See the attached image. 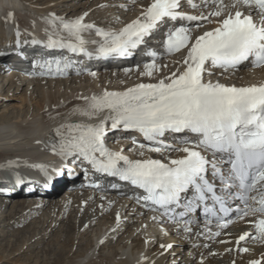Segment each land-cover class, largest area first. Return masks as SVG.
<instances>
[{
	"label": "bare ground",
	"instance_id": "6f19581e",
	"mask_svg": "<svg viewBox=\"0 0 264 264\" xmlns=\"http://www.w3.org/2000/svg\"><path fill=\"white\" fill-rule=\"evenodd\" d=\"M67 1L73 4L68 6V2L64 3V0H0V96L23 91L26 95L29 94L30 99H36L37 106L43 109L33 116L24 115L16 122H9L11 118L6 116L0 119V222L7 228H15L11 235L14 241H8L7 247L11 249L17 245L15 251H20L26 243L25 249L19 252L22 255L40 247L50 238L52 246L41 249L36 255L37 260L39 253L45 255V264H249L250 260L260 259L264 253V244L251 239L236 244L241 234L254 233L250 223L254 217L233 219L229 226L217 228L216 224L198 220L196 213L188 217L192 231L177 232L176 226L167 217L147 211L137 203L134 200V190L126 184L106 182L103 186L93 188L89 182L100 181L102 176L99 173H87L82 179V173L76 170L71 159L66 162L53 154L51 145L56 139V129L61 125H94L107 115L106 112L100 113L89 119L80 114L93 96L99 97L105 91L124 92L140 83H156L173 72L182 71L180 62L186 54V50H182L167 55L164 48L160 47L156 59L159 71L152 78L141 75L144 63L151 62V58L134 63L132 59L125 57L121 59V66H113L109 69L110 72H106L110 63L99 62L100 57L97 55L91 54L87 59L72 53L71 61L76 60L77 67L73 63L63 75L54 70L51 73L45 71L43 74L33 75L22 65L21 58L29 60L34 51L26 50L37 45L21 32V28L32 31L33 34L37 32L38 37L47 40V34L54 30L49 23L53 16L74 20L87 13L84 23L93 24L105 31H117L140 16L142 9L151 2L103 0L100 4L105 3L106 7L86 9L80 6V9L75 0ZM194 3L197 9H206L207 12L214 10L211 0H208L207 6L204 0H194ZM230 3L231 0H224L225 5ZM181 5V11L193 14L195 9L188 0H181ZM9 13L12 14L11 20L8 19ZM182 23L191 27L193 39L216 27V24L211 27L212 25L204 23L203 27L197 28L196 22L188 25L185 21H168L161 24L150 38L157 40V35ZM36 35L34 34L35 39ZM6 36L11 38L3 40ZM83 36L88 42L86 45L95 48L93 41H98L99 38L94 31L85 32ZM126 69L129 71H125ZM211 71L214 74L211 77L205 75V82L219 81L236 87L264 83V68H254L249 60L228 71L219 68ZM6 73L7 76L4 75ZM8 85L10 87L6 89ZM165 136L164 141L168 145H175L180 141L183 144L184 139H191L186 135ZM133 139H139L133 131L109 130L105 143L111 151H122L123 155L132 160L152 158L167 162V159L179 158L182 154L179 152L172 155L168 151L157 153L134 147L128 151ZM141 151L143 156L140 155ZM60 159L66 163L52 165L54 160ZM93 175L95 177L91 179ZM47 177H51L50 183ZM62 191L66 193L64 197L53 200ZM9 199L17 201L6 217L4 210ZM45 208L48 210L45 211L44 218L32 222V217H36ZM21 226H24V232L20 229ZM57 228L58 231L54 233ZM217 231L220 235H211ZM0 232L2 240L9 234L4 230ZM169 244L172 245L170 249L161 247ZM244 247L250 251H238V248Z\"/></svg>",
	"mask_w": 264,
	"mask_h": 264
},
{
	"label": "snow or ice",
	"instance_id": "6c2138e0",
	"mask_svg": "<svg viewBox=\"0 0 264 264\" xmlns=\"http://www.w3.org/2000/svg\"><path fill=\"white\" fill-rule=\"evenodd\" d=\"M188 3L193 9L197 7L194 0ZM204 3L207 6L208 0ZM211 3L214 10L207 15H190L181 11V0H151L140 16L117 31L84 23L87 13L74 20L53 16L49 23L54 30L47 34L45 48L91 55L83 34L94 31L99 38L93 41L95 53L104 58L131 55L146 42V37L168 21H185L188 25L196 22L197 28L205 22H214L216 27L193 39L190 26L174 25L165 33L162 44L167 55L186 50L180 62L182 71L156 83L137 84L124 92L105 91L99 97L93 96L80 114L89 119L100 113L107 115L94 125H61L51 147L53 154L62 160L86 162L93 171L142 190L139 200L143 205L167 217L177 232L190 233L188 217L201 209L207 224L215 219L217 228H225L233 222L229 202L240 201L243 207L234 209L235 219L254 217L250 221L254 233L241 234L236 244L248 239L264 244V83L236 87L219 81L205 82V75L211 77L214 68L228 71L250 59L254 66L264 67V0H231L228 5L224 0H211ZM8 19H12L11 13ZM146 55L151 62L144 63L141 75L152 78L159 71L158 53L149 50ZM73 63L67 59L46 60L39 67L46 66L49 73L54 70L63 75ZM120 129L138 132L148 142L133 139L134 148L157 153L176 151L183 155L167 162L129 159L122 151L106 147L108 131ZM166 132H189L194 139H184L182 147H174L160 139ZM143 154L141 151L140 155ZM46 179L51 182V177ZM211 235L218 236L220 232ZM161 247L170 249L172 245ZM249 264H264V253Z\"/></svg>",
	"mask_w": 264,
	"mask_h": 264
},
{
	"label": "rangeland",
	"instance_id": "374dc122",
	"mask_svg": "<svg viewBox=\"0 0 264 264\" xmlns=\"http://www.w3.org/2000/svg\"><path fill=\"white\" fill-rule=\"evenodd\" d=\"M47 1H52V0H42V2H47ZM59 1V0H58ZM63 1V0H61ZM68 2V6H70L71 4H73V2H69L67 0H64V3ZM99 1V2H98ZM100 1L103 0H75V3H77L78 7H86V9H93V8H97V7H106L105 3L100 4ZM90 6V7H89ZM77 7V8H78ZM80 7V9H82ZM61 9V8H60ZM62 10V9H61ZM60 10V12H61ZM201 13H203L204 15H207L208 12L206 9H202V8H195V10L193 11V14L190 15H200ZM213 20H215L213 18ZM205 24L213 27L215 26V23H207L205 22ZM5 76L8 75V73L4 74ZM10 85H8L6 87L9 88ZM3 95V91L1 92ZM31 97L29 96V94L26 95V93H24L23 91H14V92H10L9 94L6 93L4 94V96H0V119L3 118L4 116L11 118V120H9V122H16V121H20V119H22V116L24 115H28V116H33L38 114L39 112L43 111V109H40V107L37 106L36 104V99L34 101V99H30ZM45 109V108H44ZM3 116V117H2ZM14 119V121H12ZM133 145H131L128 148V151L130 149H132ZM174 147H178L177 145H174ZM179 152L173 151L171 152L172 155H176ZM65 191L60 192V194H57L56 196L53 197V200H60L64 197L65 195ZM21 196V195H19ZM43 196V195H41ZM12 197H10L11 199ZM8 200L7 201V207L4 210V215L7 217L10 214L11 211V207L12 205H14V203L17 201V199H12V200ZM19 199V198H18ZM59 204H57L56 206L58 207ZM48 210V208H45L42 212L38 213V215L36 217H32V222L34 220H39L44 218V214L46 213L45 211ZM5 222L7 223V220H5ZM8 224V223H7ZM5 224H3V222H0V231L4 230V232L9 233L6 238L4 240H2V232H0V264H45V255L39 253L38 254V260L36 258V255L38 253V251H40L41 249H48V247L52 246V241L51 239H47L45 242L42 243V245L40 247H37L36 249H34L33 251L30 252H24V254L19 255V252L23 251L25 249V247L27 246V244L25 243L23 245V247H21L20 251H15L18 247L17 245L13 246L11 249L8 246L7 247V242H13L14 238L11 236L14 233L15 228H7L6 226H4ZM20 229L24 232V226L20 227ZM48 231V230H47ZM58 231V228L54 231V233ZM23 234H20V236ZM70 247V246H69ZM68 247V248H69ZM52 259V257H51ZM50 259V260H51Z\"/></svg>",
	"mask_w": 264,
	"mask_h": 264
}]
</instances>
